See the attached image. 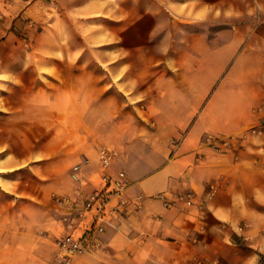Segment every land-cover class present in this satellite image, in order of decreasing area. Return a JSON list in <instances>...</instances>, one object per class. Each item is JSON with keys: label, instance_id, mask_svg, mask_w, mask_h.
<instances>
[{"label": "crops", "instance_id": "0c3cea01", "mask_svg": "<svg viewBox=\"0 0 264 264\" xmlns=\"http://www.w3.org/2000/svg\"><path fill=\"white\" fill-rule=\"evenodd\" d=\"M210 6L190 0L166 9L206 19ZM132 9L122 0H0V122L13 123L0 125V133L31 145L22 155L0 138V247L20 256L13 264H58L63 217L81 205L77 189L99 183L98 153L111 147L118 155L106 171L114 178L123 171L125 194L143 195L142 206L107 225L101 244L74 264H264V126L253 131L264 119V0L251 6L259 16L250 23L213 38L189 33L188 64L173 54L166 65L142 73L147 121L137 130L130 118L114 140L121 119L106 90L135 81H115L127 67L107 65L117 54L103 60L90 47L120 40L100 20L127 25ZM88 48L92 65L84 61ZM103 76L113 80L102 83ZM35 110L50 120L41 141L16 124L36 121ZM207 135L229 145H209ZM41 159H51L45 167L60 169L62 180L32 163ZM78 163L80 181L72 176ZM26 167L44 180L41 196L20 187L15 174L4 176ZM185 191L192 192L190 204L166 206L158 196ZM6 196L44 213V220L20 205L6 212ZM38 244H48L46 259Z\"/></svg>", "mask_w": 264, "mask_h": 264}, {"label": "rangeland", "instance_id": "374dc122", "mask_svg": "<svg viewBox=\"0 0 264 264\" xmlns=\"http://www.w3.org/2000/svg\"><path fill=\"white\" fill-rule=\"evenodd\" d=\"M188 1L190 0H122V3L127 7L133 6L131 14L129 15L130 21L127 25L121 24L120 22L114 23L105 19L100 20L101 24L112 29L116 37L120 40L91 46L90 49L98 51L102 55L103 60L108 59V55L116 53L117 60L107 65L114 66L118 69L127 67V71L123 72L115 81L124 82L126 77L129 81L130 79L135 81L134 85L129 84L126 87L122 84L121 87L112 86V88L109 87L106 90L105 94L112 95L111 101L115 103L117 112L119 113L118 118L121 119V126L117 131L118 137L114 140L120 137V134L125 128V124L130 121V118L133 126L137 130L142 129L143 124L147 121L145 119L146 113L143 110L147 108L146 95L148 90L146 88V82L144 81L145 76L142 73L166 65V60L170 59V56L173 54H178V62L180 65L188 64L187 54L189 48L187 37L189 33L201 32L206 34L208 38H213L221 29H231L238 23H250L259 16V12L254 13L251 10V6L254 5L255 0H195L199 4L212 6L213 15L206 19H194V17L182 13L173 15L172 11L166 9V5L171 2L187 3ZM146 4L149 7L147 13L145 12ZM90 49L85 50L86 55L84 57V61L88 65L93 64ZM110 80H113L110 76H103L101 82H110ZM142 94L145 97L141 99ZM35 111L33 115L37 119L36 121L16 124H18L19 131H23L25 134L37 135L39 139L37 141H41L45 139L49 132L50 120L47 118L44 119V112L39 110ZM40 117L43 118V121ZM12 124L8 121L0 122L1 126L7 128L12 126ZM93 126L95 128V123ZM0 138L8 139L13 144L14 149L22 155L27 153L31 147L30 143L23 142V139L18 134L8 136L5 133H0ZM177 142L178 139L172 140L173 144ZM228 145L229 143H221L220 146L224 148ZM49 160L51 159H41L33 161L32 163L41 164L43 173L51 174L53 177L62 180V171L60 169L45 167L44 163ZM13 174L16 175L20 187L27 190L29 188L34 189L33 192L35 195L41 196L42 182L44 180L32 169L26 167L17 172L6 173L4 176L11 179L13 178ZM2 204L6 212L20 205V210L34 213L37 222H41L45 218L44 213H35L24 203L18 204L17 202L14 204L10 196H6ZM1 241L2 238L0 235V246ZM49 251L48 244L45 247L38 244V252L42 255L43 259L49 256ZM19 257L17 255L14 258L13 250L2 249L0 247V264H13L14 260L19 259Z\"/></svg>", "mask_w": 264, "mask_h": 264}, {"label": "built area", "instance_id": "2783aa9c", "mask_svg": "<svg viewBox=\"0 0 264 264\" xmlns=\"http://www.w3.org/2000/svg\"><path fill=\"white\" fill-rule=\"evenodd\" d=\"M263 126L264 119L260 127H253V131H260ZM204 141L217 148H221V143H229V139H220L212 135L205 136ZM117 155L116 149L102 147L98 153L103 168L99 183L91 190L81 188L76 190V194L82 203L80 206H76L74 212L63 217L67 230L55 239L54 260L58 264H74L80 254L101 244L99 234L107 225L112 224L121 215H128L142 206L143 195L140 194L131 198L125 194L127 182L123 180V171L118 173V178H114L106 171ZM81 167V164L78 163L72 168L73 178L79 181L81 180L79 175ZM158 196L164 198L166 206H172L180 200L189 204L192 203L191 191L168 197L161 193ZM61 202L72 203L73 201L68 197H62Z\"/></svg>", "mask_w": 264, "mask_h": 264}]
</instances>
